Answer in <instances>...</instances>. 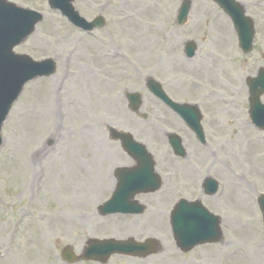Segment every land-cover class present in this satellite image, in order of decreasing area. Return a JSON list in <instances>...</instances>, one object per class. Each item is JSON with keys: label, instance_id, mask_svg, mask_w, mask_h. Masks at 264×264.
<instances>
[{"label": "rangeland", "instance_id": "obj_1", "mask_svg": "<svg viewBox=\"0 0 264 264\" xmlns=\"http://www.w3.org/2000/svg\"><path fill=\"white\" fill-rule=\"evenodd\" d=\"M7 1L44 15L14 51L33 60L52 58L57 71L28 83L2 125L0 264H68L61 257L66 248L80 256L90 239L129 238L153 239L158 250L144 259L112 256L105 264H264V230L257 204L264 195V132L250 121L247 86L250 78L264 70V0L262 4L236 0L254 25L249 54L241 52L232 22L211 0H75L74 8L86 20H105L104 28L91 33L71 26L49 9L46 0ZM184 1L190 7L188 19L179 27L176 14ZM150 3L152 7L145 10ZM138 9L139 19L156 30L159 63L177 58L187 65L197 64L204 54L209 55L215 62V70L206 74L210 80L175 68L161 72L142 66L139 60L124 65L99 63L89 44L105 45L113 60H118L130 38L128 26L118 21V15ZM216 19L223 22L224 32ZM73 38L88 46L84 58L73 56L85 47L75 48ZM187 43L195 45L192 59L184 54ZM83 77L93 80L95 96L101 93L99 81H108L100 95L104 101L93 108L87 103V87L77 82ZM190 78L196 81L190 84ZM149 80L159 82L173 101L199 109L206 145H200L182 121L150 94ZM239 90L242 93L236 95ZM129 93L141 96L138 116L128 108ZM48 98L51 108L45 107ZM77 100L86 105L77 106ZM260 101L264 105V95ZM238 118L249 126L242 133L259 142L252 162L237 158L234 127ZM112 130L129 133L144 144L161 178L157 192L135 198L145 208L138 216L103 217L97 211L111 196L114 169L132 164L111 139ZM172 132L182 138L185 158L170 152L165 136ZM207 178L218 182L212 196L202 188ZM230 183L238 185L234 188L238 199L233 194L228 204ZM180 199L199 201L219 217V242L188 253L176 248L169 219Z\"/></svg>", "mask_w": 264, "mask_h": 264}, {"label": "water", "instance_id": "obj_2", "mask_svg": "<svg viewBox=\"0 0 264 264\" xmlns=\"http://www.w3.org/2000/svg\"><path fill=\"white\" fill-rule=\"evenodd\" d=\"M74 0H49L52 9L59 10L67 17L75 26L83 30H92L102 26V22L96 21L88 24L74 12L71 2ZM216 2L224 12L231 18L234 27L237 31L240 47L244 52L251 50V43L253 39V26L250 19L244 16V11L235 2V0H213ZM189 3L186 2L182 5L179 15L178 23L182 25L187 17L189 11ZM42 20V16L30 10L18 8L13 4L0 0V130L3 121L6 119L12 104L17 100L23 86L37 77H48L55 72V64L51 60L41 62H34L29 57L24 55H15L12 49L19 45L27 36H29L34 26ZM195 46L187 44L186 53L189 57L194 54ZM251 106L253 109V116L255 115V123L264 124V120L260 121L257 115L264 113L258 101L260 94L264 92V72H261L260 77L253 80ZM150 91L162 101L170 104V107L176 111L184 121L201 137L199 126L198 111L191 106H178L171 103L168 98L161 91L160 87L150 81ZM260 86V90H256ZM129 100L133 109H137L140 102L138 96H129ZM116 138L123 142V146L128 150L136 145L132 144V139L126 134H116ZM175 143L178 146L177 142ZM2 140L0 137V146ZM144 168L141 175H131L122 173L120 187L114 194L111 201L106 203L99 210L103 215L112 213H140L142 207L134 202L135 206L129 205L136 193L144 191L147 187H153L151 191L157 189L158 182L150 177L151 165H148V159L143 157ZM147 164V166L145 165ZM149 171V173H148ZM118 173V171H116ZM143 176V178L141 177ZM138 183H132L135 180ZM151 180L149 186L148 181ZM206 188L209 193L215 190L213 181L206 182ZM137 191V192H136ZM260 205L264 211V199L260 200ZM218 219L210 215L200 204L186 205L181 202L174 212L172 219V231L177 242V246L184 252L191 250L196 245L206 243H215L220 239L221 233L219 229ZM156 244L148 240L144 243H137L132 239L126 241L115 240H92L87 243V248L84 250L83 258L85 260L97 261L105 263L110 256L119 254L131 257L145 258L154 253L153 249ZM65 260L69 263L76 262L78 259L66 249L63 252Z\"/></svg>", "mask_w": 264, "mask_h": 264}, {"label": "bare ground", "instance_id": "obj_3", "mask_svg": "<svg viewBox=\"0 0 264 264\" xmlns=\"http://www.w3.org/2000/svg\"><path fill=\"white\" fill-rule=\"evenodd\" d=\"M258 4H262L263 0H257ZM153 4H146L145 10L148 8H151ZM142 16L141 10L137 11H131V12H120L118 15V21L121 23H125L130 32L128 36L130 37L121 47L120 54L118 60H113V56L110 54V51L106 48L105 45H96V44H89V47L93 49L94 57L96 55V60L99 63H110L111 61H114L116 63H120L121 65H124L125 63H132V61L139 60V64L141 65H149L151 67L157 68L159 71L164 72L166 70H173L174 68L177 69L179 72L182 71H188V73H193L194 75L201 76L202 78H205L206 80H210L207 73L211 72V69H214L215 62L209 58V55H203L204 57L201 58L200 61H198L197 64H194V62L190 65L185 64L180 59L175 58L174 61L172 59H166L162 61V63H159V52L156 50L157 46L159 44V39L155 36L156 30L151 28V26L143 23L139 17ZM216 24L220 27V29L224 32L225 26L222 21L216 19ZM162 35V34H161ZM152 36V38H151ZM163 37V35H162ZM166 37V36H165ZM72 42L75 46V48H82L86 44L82 45V43H78L76 38L72 39ZM88 46H85L81 49L79 52H74L73 56H79V57H85V49ZM151 64V65H150ZM187 65L189 68L185 69L184 66ZM218 67V66H217ZM219 67H222L219 65ZM71 75H75V72H71ZM77 75V74H76ZM75 75V76H76ZM190 77V76H189ZM81 82L80 86L83 84L87 87V96L88 99V106L89 108H93L96 106L97 102L104 101L102 98V92L105 90L106 85L108 84V81L105 79H101L99 81L100 84V95L95 96L92 92L94 86V82L90 78L83 77L82 79H78L77 82ZM196 81L192 78H190L189 83L193 84V82ZM242 90L235 91V94H241ZM78 101V100H77ZM74 101L77 106L84 107L86 104L80 103L79 101ZM52 101L51 98H48L45 103L46 108H51ZM80 110V109H79ZM237 125L234 127L235 131L237 132V139L239 141H235L236 144L239 146V151L237 154V158L243 162L244 160H250L251 162L255 160V148L259 145L258 141H255L253 139H248L246 137V134H243L242 131H248L249 126L246 122L241 121L240 118H238ZM248 134V133H247ZM262 174L259 173L256 176H261ZM237 184H229V193L225 199V203H230L232 195H236L234 192V188H236ZM240 189H237L239 191ZM228 191V189H227ZM242 194V192L240 191ZM236 199H238V196H235ZM62 219V218H61Z\"/></svg>", "mask_w": 264, "mask_h": 264}, {"label": "flooded vegetation", "instance_id": "obj_4", "mask_svg": "<svg viewBox=\"0 0 264 264\" xmlns=\"http://www.w3.org/2000/svg\"><path fill=\"white\" fill-rule=\"evenodd\" d=\"M130 163H132V164H128L129 167H134V166H136V164H137V163L132 162V161H130Z\"/></svg>", "mask_w": 264, "mask_h": 264}]
</instances>
